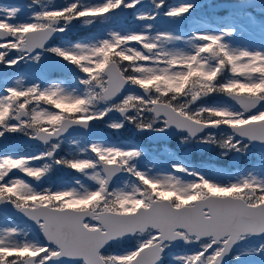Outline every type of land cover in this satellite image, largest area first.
<instances>
[{
    "label": "snow or ice",
    "instance_id": "snow-or-ice-1",
    "mask_svg": "<svg viewBox=\"0 0 264 264\" xmlns=\"http://www.w3.org/2000/svg\"><path fill=\"white\" fill-rule=\"evenodd\" d=\"M139 2L107 0L91 7L72 3L63 9L44 11L35 16L37 22L19 26L8 22L15 19L10 12L7 19L0 20V49H4L0 51V64L11 68L25 58L18 55L8 59L10 51L27 54L43 48L54 32L64 31L59 26L61 21H91L121 6L135 8ZM156 7H163V0ZM190 9V5L181 6L167 15L178 17ZM197 39L208 43L187 57L167 58L157 50L156 42L142 34L113 35L111 40L91 47L78 44L75 51L51 49L85 75L80 83L86 93L68 94L59 85L5 88L6 95L0 96V138L6 139L5 133H20L44 144L59 142L70 129H87L109 112H118L140 129H150L156 122L165 128L187 130L191 136L206 129H230L233 136L221 145L229 151H241L234 136L264 143V110L259 108L264 103V56L230 54L219 37L200 35ZM133 42L141 47H133ZM202 54L220 59L210 68ZM224 70L244 79L218 84ZM257 76L258 81H253ZM127 86L142 90L144 95L129 94L117 101ZM214 94L225 95L238 108L193 109L197 102ZM101 103L107 106L94 110ZM129 112L135 115L129 117ZM148 114L153 117L151 123H145ZM109 127L119 130L122 124ZM202 142L213 143L214 137L209 135ZM58 148L59 143L39 155L0 158V203L12 204L27 216L48 242L47 246L11 243L8 237L15 236L16 230L10 229L0 237V264H49L58 259H82L84 264H158L165 242L177 239L185 243L204 241L202 250L187 258L185 264H222L223 256L235 243L248 235L264 234V182L245 179L224 184L183 166H173V171L193 176V182L184 184L172 175L150 178L136 169L134 161L140 153L135 150L93 143L86 149L91 155L54 160L56 165L95 182V190L81 185L37 191L27 180L14 175L19 172L39 182L50 166L36 167L33 163L51 159ZM121 172L134 176L142 188L133 193L110 192L109 182ZM134 235L146 236L135 251L120 256L101 253L113 241ZM209 249L214 250L205 255Z\"/></svg>",
    "mask_w": 264,
    "mask_h": 264
},
{
    "label": "rangeland",
    "instance_id": "rangeland-1",
    "mask_svg": "<svg viewBox=\"0 0 264 264\" xmlns=\"http://www.w3.org/2000/svg\"><path fill=\"white\" fill-rule=\"evenodd\" d=\"M106 2L107 0H27L21 7L0 4V20L7 19L9 13L12 12L15 15V19H9L8 22L19 26L22 23L37 22L35 16L44 11L63 9L72 3H80L82 7H91L101 6ZM130 2L131 0H125L126 4ZM157 3H160V0H155V2L153 0H140L135 8L129 9L122 6V12L116 9L104 17L95 18L91 21L72 20V26L69 27L62 21L60 27H63L64 30H76L78 35H75L73 32L62 35L60 38H56L50 42L40 52L33 55L10 51L8 59H15L18 55L25 58L21 59L18 64L11 68L0 64V67L6 70L2 77L0 75V96L6 95L5 88L7 87L26 89L34 85H39L41 89L59 85L64 89L65 93L83 96L87 90L80 81L86 78L85 75L76 66L64 61L50 50L60 48L67 51H75V46L78 44L91 47L105 39L111 40L113 35L121 37L132 34L145 35L149 37L150 41L158 44L157 50L162 55L166 54L167 58L187 57L197 54L198 49L208 43L207 41L197 39L200 35L219 37L224 49L233 55L246 52L250 56H264V8L244 11H217L215 10V6L219 3L218 0H184L182 2L163 0V7L160 8L156 7ZM188 5L191 6V9L186 14L178 17L167 15L171 10ZM159 15H162V17L157 18ZM141 16L153 18L139 19ZM183 28L184 30L181 31ZM0 51H4V49H0ZM44 51L71 65L73 69L72 74L70 76H63L60 73H55L53 78L48 79L45 70L40 64ZM202 59L208 61L211 68L216 65V62L220 58L216 57L215 59V57L202 54ZM155 66L162 67L163 65ZM234 79L243 80L244 78L235 77L229 70H224L221 76L218 77L217 83L223 84ZM258 79V76L252 78L253 81H258ZM129 94L137 95L126 92L119 100H122L124 96ZM106 106L101 103L96 105L94 110H103ZM43 107L49 108L50 106L43 105ZM192 107L193 109L198 107L237 109L233 102L227 100L225 95L220 94L211 95L197 102ZM51 110L58 111L55 108ZM260 110H264V106ZM112 113L109 112L102 120L93 121L90 124L102 130L104 136L100 139L90 140L88 137H84L83 139L81 138L82 136L71 135L70 137L60 139L59 142L52 140L46 145L34 143L30 146L21 145L16 147L13 142L24 135L20 133H5L6 139L0 138V158L5 155H10L13 158L39 155L52 151V145L59 143V148L55 150L54 156L51 159L39 160L33 163L32 166L36 167H42L44 164L50 166L47 174L39 182L19 172L14 174L21 179L27 180L37 191L42 189H50L52 191L65 190L73 187L79 188L81 185L95 190L98 187L95 182L86 179L74 170L58 166L54 163L55 159L84 158L87 155H91L86 149L93 143L103 147H118L123 150H135L139 152V157L134 161L135 167L150 178H163L172 175L180 179L184 184L191 183L194 179L176 174L173 171V166L186 167L182 159L194 156V159H197L198 165L193 172L201 173L207 178L220 180L224 184L239 183L245 179L264 182V151L251 150L247 142L235 136L234 141L240 142L243 169L240 172H224L225 167L222 166H228L227 157L234 151L226 150L221 145L229 136H233L232 134L209 131L196 140H191L186 135H179L168 142L151 143L150 137L144 135L135 123H130L124 118L113 117ZM134 115V112L128 114L129 117ZM152 119L150 114H148L145 123H151ZM112 123H120L122 127L119 130H115L109 127ZM163 127V123L156 122L152 124L150 129L160 130ZM77 128L80 127L74 129ZM74 129H70L69 131ZM209 135L214 137L213 143H207L213 147V151L208 156H200L197 152H194L195 143L202 142ZM212 162H215L216 166L214 165L213 170L205 174L204 171L207 172V167L209 164L213 165ZM219 163H224V165H220ZM186 168L189 170L188 167ZM98 171L103 175L102 169H98ZM77 181H80V184H77ZM138 187L142 188L140 182L134 176L123 172L108 190L110 192L133 193ZM10 229L16 230L15 236L8 237L11 243L47 246L41 242L37 233L26 222L0 212V237L6 236L7 231ZM145 239L146 236L135 235L132 238L115 241L110 244L106 251L101 253L113 256L124 255L135 251L138 244ZM191 243L185 244L177 241L175 247L163 256L159 264H185L187 258L202 250L204 241L202 240L190 248ZM213 250L209 249L205 255H210ZM75 264L82 263L77 262ZM229 264H264V237L255 239L247 236L241 239L233 249Z\"/></svg>",
    "mask_w": 264,
    "mask_h": 264
},
{
    "label": "water",
    "instance_id": "water-1",
    "mask_svg": "<svg viewBox=\"0 0 264 264\" xmlns=\"http://www.w3.org/2000/svg\"><path fill=\"white\" fill-rule=\"evenodd\" d=\"M25 1L26 0H0V3H2V4H8V5H16V4H23V3H25ZM177 1H180V0H177ZM249 7H264V0H244V1H236V2H231V3L221 4V5H219L218 8H224V9H246V8H249ZM117 10L118 11H121L122 8L120 7ZM66 25L67 26H72V21L66 23ZM67 32L68 31H63V32L57 31V32H54L51 35V37L49 38V40L44 44V46L47 45L52 39H54V38H56L58 36H61L62 34H66ZM133 45H136L138 47H141L139 44H135V42H133ZM41 49L42 48H36L35 50L29 52V54H33V53L39 52ZM42 64L44 65L45 69L47 70L49 76H52V74H53L54 71H61V72H64V73H69V65H67V64L59 61L55 57L49 56L47 53L44 54V60L42 61ZM49 65H50V67H49ZM3 74H4V71H0V75L2 76ZM126 90H130V91L136 92L138 94L144 95V93L142 92V90H140L138 88H135V87L127 86L125 88L124 92ZM124 92L121 93V95L117 98V100L123 95ZM263 105H264V103H262L259 107H261ZM114 115H120V114L118 112H114ZM88 128L87 129L77 128V129H74V130L69 131V133H65L64 136H70V135H73V134H76V133H83V134L88 135L91 138H97V137L102 136V134L100 133L101 131H99V130H97L95 128H91L90 126ZM219 129L232 133V131L230 129H227V128H219ZM141 130L142 131H147L152 136L151 137V141L152 142L168 141L171 138H173L174 136H176L178 134H181V133H187V134H189L187 132V130H181V129L176 128L175 126H169L167 128H164L163 131H154V130H146V129H141ZM209 130H218V129H206V130L200 132L199 134H197L196 136H191V135H189V136L191 138H196L197 136H199V135H201V134H203V133H205L206 131H209ZM96 133H98V134H96ZM237 137L238 138H241L239 136H237ZM241 139L244 140V141L249 142L251 148L254 149V150H260V151H263L264 150V143L250 141L247 138H241ZM18 140H20V143H18ZM18 140L15 142V145L16 146L19 145V144H22V143H26V144L30 145V144H32L34 142H40V141H36V140H31L29 138H19ZM40 143L43 144V145H46V144H44L42 142H40ZM207 148H209V145H202V146H201V144H198L197 145V149L198 150H204V149H207ZM240 160H241L240 153L239 152H236V151H235V153L233 155H231L229 157L230 163L233 166H235V167L240 164ZM119 174H117V176H115V177L112 178V180L109 182V187L115 182V180L119 176ZM0 211L4 212L7 215L15 216V217H17V218H19L21 220L30 222L33 225L34 229H38V227L32 221H30L27 216H25L23 213H21L20 211H18L12 204H9V203H0ZM39 235L43 239L44 242L48 243L46 241V239L44 238L43 233L41 231L39 232ZM263 235L264 234H261V235H252V236L261 237ZM125 237H132V236H125ZM196 243L197 242L194 241L193 245H195ZM108 246L109 245H107L105 248H102L101 249V252L107 250L108 249ZM233 246L231 247V250L226 255L223 256V258H222V264H227L228 263V258H229L230 254L232 252ZM171 247L172 246H169V247L165 248L164 251H163V253L166 252L167 250H169ZM59 261H63L65 263H67V264H73V263H75L77 261H83V260L82 259H77V260L58 259V260H54V261H50V262L56 263V262H59ZM83 264H84V261H83Z\"/></svg>",
    "mask_w": 264,
    "mask_h": 264
},
{
    "label": "trees",
    "instance_id": "trees-1",
    "mask_svg": "<svg viewBox=\"0 0 264 264\" xmlns=\"http://www.w3.org/2000/svg\"><path fill=\"white\" fill-rule=\"evenodd\" d=\"M221 1V0H220Z\"/></svg>",
    "mask_w": 264,
    "mask_h": 264
}]
</instances>
